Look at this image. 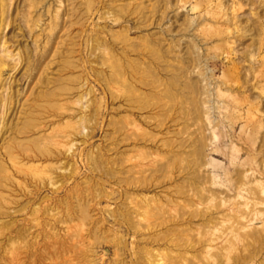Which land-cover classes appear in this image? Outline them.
Segmentation results:
<instances>
[{
	"label": "rangeland",
	"instance_id": "374dc122",
	"mask_svg": "<svg viewBox=\"0 0 264 264\" xmlns=\"http://www.w3.org/2000/svg\"><path fill=\"white\" fill-rule=\"evenodd\" d=\"M0 264H264V0H0Z\"/></svg>",
	"mask_w": 264,
	"mask_h": 264
},
{
	"label": "bare ground",
	"instance_id": "6f19581e",
	"mask_svg": "<svg viewBox=\"0 0 264 264\" xmlns=\"http://www.w3.org/2000/svg\"><path fill=\"white\" fill-rule=\"evenodd\" d=\"M43 108H44V107H43ZM37 117H38V116H36L35 118L37 119ZM36 123H37V122H36ZM36 123H35V124H36ZM28 126H29V125H28ZM33 126H34V125H33ZM20 129H21V128H20ZM6 131H7V130H6ZM19 131L21 132L22 130H19ZM26 131H28V130H26ZM36 139H40V137H37ZM36 139H35V140H36ZM22 143H23V142H21V144H22ZM18 144H19V143H18ZM33 144H34V143H33ZM14 146H15V145H14ZM15 148H16V147H15ZM27 148H28V147H27ZM23 150H24V149H23ZM33 151H34V150H33ZM27 152H28V151H27ZM41 153L45 155V152H44L43 150L41 151ZM57 153H58V152H57ZM47 154H50V153H47ZM10 155H11V158H13V155H14V154L12 155V152H10ZM15 156H16V155H15Z\"/></svg>",
	"mask_w": 264,
	"mask_h": 264
}]
</instances>
